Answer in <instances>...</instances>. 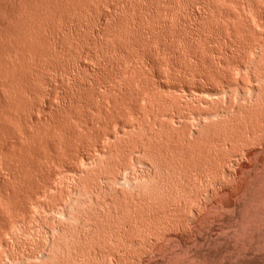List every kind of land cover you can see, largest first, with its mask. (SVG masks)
<instances>
[{
  "label": "rangeland",
  "instance_id": "1",
  "mask_svg": "<svg viewBox=\"0 0 264 264\" xmlns=\"http://www.w3.org/2000/svg\"><path fill=\"white\" fill-rule=\"evenodd\" d=\"M229 1L0 0L2 264H40L31 255L54 227L61 233L45 264H159L187 258L210 230L219 236L214 250L238 248L241 216L264 210L262 189L250 187L247 201L241 192L264 156V134L212 149L216 170L207 160L181 166L172 138L223 140L222 128L243 124L255 104L264 125V89H248L258 86L250 75H261L264 60L242 58L250 45L264 48V19L256 22L264 0ZM242 2L250 4L238 12L245 19ZM202 3L212 10L201 11ZM153 116L174 129L154 126ZM80 153L84 161L73 160Z\"/></svg>",
  "mask_w": 264,
  "mask_h": 264
},
{
  "label": "bare ground",
  "instance_id": "2",
  "mask_svg": "<svg viewBox=\"0 0 264 264\" xmlns=\"http://www.w3.org/2000/svg\"><path fill=\"white\" fill-rule=\"evenodd\" d=\"M227 1V0H226ZM229 1V0H228ZM230 2V1H229ZM238 2V1H237ZM240 2V1H239ZM245 2V1H244ZM247 2V1H246ZM248 2H249V0H248ZM231 3H232V1H231ZM24 4V3H23ZM199 4V3H198ZM203 4V3H202ZM233 4H235L234 2H233ZM242 4V6L238 9V8H236V9H238L239 11H237V13L239 12V13H242V10H241V8L243 7V6H245L246 4L244 3V5H243V2L242 3H240V4H238V5H241ZM192 5V4H191ZM194 5V4H193ZM237 5V6H238ZM248 6L250 5V4H247ZM247 5L245 6V7H247ZM236 6V5H235ZM236 6V7H237ZM201 7V6H200ZM251 7V6H250ZM249 7V8H250ZM195 8V7H194ZM254 8V7H253ZM203 9V10H202ZM242 9H244V8H242ZM196 10V9H195ZM210 10H212L211 9V7H210V5L209 4H203L202 5V7H201V11H205V13H206V11L207 12H209ZM244 10H247V8L246 9H244ZM257 10V9H256ZM258 11V10H257ZM191 12V11H190ZM200 12V11H199ZM216 12V11H215ZM255 12V11H254ZM229 13V12H228ZM227 13V14H228ZM238 13V14H239ZM249 13V12H248ZM259 13H261V12H259ZM149 14V13H148ZM197 14H198V12H197ZM202 14V13H201ZM208 14V13H207ZM226 14V13H225ZM232 14V13H231ZM246 13H244V11H243V14L242 15H240V17H242L243 15H245ZM256 14V13H255ZM236 15V14H235ZM239 15H236L238 18H240L239 17ZM258 15V12H257V14H256V17H257V19H256V22H257V20H258V22H257V24H261L263 21H259V20H263L264 18H263V16L261 17V14H260V16H257ZM264 15V14H263ZM146 16V15H145ZM199 16V15H198ZM228 16V17H227ZM226 16V18H233V20L232 21H234V16H231L230 14L229 15H227ZM151 17H153V16H151ZM218 17V16H217ZM244 17H246V16H244ZM244 17H242V18H244ZM237 18V19H238ZM241 18V19H242ZM236 19V18H235ZM245 19V18H244ZM200 20V19H199ZM223 20V19H222ZM243 20V19H242ZM241 20V22H243L244 23V20L242 21ZM99 21V20H98ZM224 21V20H223ZM238 20H236V21H234V22H237ZM240 21V20H239ZM240 22V23H241ZM99 23V22H98ZM232 23V22H231ZM238 23V22H237ZM228 24V23H227ZM239 24V23H238ZM238 24H236V26H238ZM249 24V23H248ZM264 24V23H263ZM235 26V25H234ZM228 27V26H227ZM239 27V26H238ZM260 27H261V25H260ZM195 28V27H194ZM230 29H232V28H230ZM241 29V28H240ZM239 29V30H240ZM197 31H199V30H197ZM233 31H234V29H233ZM7 32V31H6ZM237 32V31H236ZM101 33V32H100ZM4 34V33H3ZM149 34V33H148ZM232 34H234V32H232ZM264 34V33H263ZM1 36V35H0ZM5 36V35H4ZM261 38V37H260ZM230 40V39H229ZM228 40V41H229ZM261 40V39H260ZM230 43V42H229ZM235 43V42H234ZM233 43V44H234ZM261 43V42H260ZM259 43V44H260ZM232 44V43H231ZM230 44V45H231ZM262 44H264L263 42H262ZM241 45H242V43H241ZM243 45H247V44H243ZM261 45V44H260ZM233 46V45H232ZM232 46H230V48L232 47ZM234 46H235V44H234ZM238 46V45H237ZM240 46V45H239ZM238 46V47H239ZM248 46H249V44H248ZM251 47H252V45H250ZM249 46V47H250ZM254 46V45H253ZM236 47V46H235ZM247 47V46H246ZM245 48V47H243V48H245V49H247L248 50V52L247 51H244V49H243V52H245V53H243L244 54V56L242 55V58H244V60L246 59V56L248 57V54L246 55V53H250L251 55H254V56H257L259 59H263L264 60V50H262V52H259V53H255L254 51L255 50H258L259 48H261L262 47V49H264L263 48V46H259L258 45V49H255L254 51H253V47L252 48ZM254 48H255V46H254ZM225 50V49H224ZM240 50V49H239ZM235 51V50H234ZM259 51H261V50H259ZM258 52V51H257ZM2 53V52H1ZM230 53H231V51H230ZM242 53V52H241ZM225 54V53H224ZM233 54V53H232ZM2 55V54H1ZM227 55V54H226ZM4 56V55H3ZM188 56H189V54H188ZM192 56V55H191ZM195 56V55H194ZM193 56V57H194ZM222 56V55H221ZM228 56V55H227ZM223 57L225 58V55H223ZM240 57H241V55H240ZM253 57V56H252ZM188 58V57H187ZM186 58V59H187ZM191 59H189V60H191L192 61V57H190ZM195 58H197V56L195 57ZM195 58H193L194 60H195ZM222 60H220L219 61V65H221V66H224L225 68H226V62H225V64H224V61L226 60V58H225V60L223 59V58H221ZM229 59V58H228ZM248 59H249V57H248ZM193 60V61H194ZM197 61H198V59H196ZM195 60V61H196ZM186 61V60H185ZM190 61V62H191ZM194 61V62H195ZM187 62H189V61H187ZM186 63V62H185ZM139 64H141V63H139ZM142 65H145V66H147V63L146 62H143V64ZM142 65H140V66H142ZM220 66V67H221ZM143 67V66H142ZM215 67V66H214ZM224 67H223V69L221 70L220 68H218L219 70H220V72L221 73H227L226 75H228V74H230L229 73V71L228 70H231V68L230 69H226L225 71H224ZM144 68V67H143ZM235 68V69H234ZM217 69V70H218ZM241 68L240 67H233V71L234 70H240ZM246 69V68H245ZM231 70V71H232ZM244 70V69H243ZM223 71V72H222ZM230 71V72H231ZM241 71V70H240ZM245 72V71H244ZM248 72V71H247ZM6 73V72H5ZM236 73H238V71H236ZM240 73V72H239ZM251 73V72H250ZM196 74V73H195ZM245 74V73H244ZM248 74V73H247ZM246 74V75H247ZM261 74V75H260ZM260 76L259 75H257V76H259L258 78H255V77H253L252 75H250V80L253 82V83H257L258 84V86L257 87H249L248 89L249 90H251L252 92H254V93H256L257 92V90H260V89H264V70L262 69V73L260 72ZM132 75V74H131ZM154 75H155V73H154ZM154 75H152L153 77H154ZM226 75H224V76H226ZM237 75V74H236ZM249 75V74H248ZM8 76V75H7ZM7 76H5V77H7ZM196 76H197V74H196ZM199 76V75H198ZM195 77V76H194ZM202 77H204V76H202ZM201 77V78H202ZM227 77V76H226ZM249 77V76H248ZM198 78H200V76L198 77ZM205 78V77H204ZM203 78V79H204ZM206 79V78H205ZM249 79V78H248ZM200 81V80H199ZM207 81V80H206ZM9 83V82H8ZM5 85V84H4ZM238 85H239V87H242V82H238ZM256 85V84H255ZM167 87H169V86H167ZM166 87V88H167ZM3 88V87H2ZM159 88H160V86H159ZM161 88H162V86H161ZM171 88V87H170ZM200 90V89H199ZM198 90V93L202 90H200L199 91ZM166 91H169V90H165V92ZM173 91V90H172ZM175 91V90H174ZM177 91V90H176ZM171 91H169V93H170ZM184 91L182 90V93H183ZM204 92V91H203ZM172 93V92H171ZM175 93V92H174ZM201 93V92H200ZM184 94H185V92H184ZM208 94V93H207ZM173 95V94H172ZM3 97V96H2ZM1 100V99H0ZM167 100H164V103L166 104L167 102H166ZM264 103V102H263ZM1 105V104H0ZM258 104H255L254 106H252L251 105V107H247V109L243 112L244 113V115L246 116V117H248V118H246V120H245V122L242 124L241 122V124H239L240 126H237L235 129H233V128H225V126L223 125V123H221L220 125H218V128H219V126H221V125H223L222 127L224 128H222V130H223V132H225V135H224V138H223V140H216V139H211V141H209V142H207V143H203V144H200V143H198V140H199V138L196 136V134H194V133H190L189 132V134H187V133H183V134H181V135H176V136H174L173 135V140L177 143V145H178V147H179V149L181 150V152H183V154H182V156H185L184 158H185V162L184 163H182V164H180L181 166L183 165H185L187 162H192V163H196V164H198L199 163V165H202L201 163H202V161H208V162H212V164L214 165V170H216V165L218 166V161L216 160V162L214 161H211L212 159H211V156H212V154H211V151H212V149L213 150H215L214 148H216V150H217V148L218 149H225L226 151H227V149L228 150H230V148H237V146H238V144L240 143V145H241V143H243V142H251L252 140H256V138L259 136L258 134H260L261 133V135H263L264 134V125H259V124H257L256 123V120L258 119L257 118V116H256V113H257V111H259L258 109H257V111L256 110H254V109H252V107L253 108H255V106H257ZM261 105H262V103H261ZM259 106V105H258ZM257 106V107H258ZM262 106H264V105H262ZM261 106V107H262ZM259 108V107H258ZM252 109V110H251ZM262 110V109H261ZM260 110V111H261ZM154 117V116H153ZM197 117V121L198 122H200V119H201V117H202V115H197L196 116ZM169 118H172V117H169ZM154 119V120H153ZM254 120V123H252V121ZM159 120L160 119H158L157 117H154V118H152V122L154 121V123H152L154 126H159L160 127V129H169V128H171V130L172 129H174L173 127H172V124L170 125V124H160V123H158L159 122ZM168 121H170L171 122V119L170 120H168ZM173 121V120H172ZM261 121H264V120H261ZM140 123V122H139ZM139 123L136 125V126H133V128H131L130 130H136L138 127H140L139 126ZM172 123V122H171ZM229 123V122H228ZM227 123V124H228ZM159 124V125H158ZM225 124H226V122H225ZM170 125V126H169ZM123 126L124 125H122V128H120L121 130L120 131H122L123 130ZM138 126V127H137ZM228 126V125H227ZM137 127V128H136ZM158 127V128H159ZM230 127H231V125H230ZM127 128V127H126ZM126 128H124V130L126 131L127 129ZM157 128V127H156ZM217 128V127H216ZM211 129H213L212 127H211ZM123 130V131H124ZM119 131V130H118ZM213 131V130H212ZM237 131H239V132H237ZM217 133V132H216ZM115 134V133H114ZM118 134H120V132H116V135H118ZM224 134V133H223ZM115 135V136H116ZM216 135H218V134H216ZM103 136H105L104 134H102V138L101 137H99V138H101V139H103ZM108 136V135H107ZM223 136V135H222ZM109 137V136H108ZM256 137V138H255ZM263 137H264V135H263ZM107 138V137H106ZM105 138V139H106ZM218 138V137H217ZM221 138V137H220ZM259 138H261V136H259ZM258 138V139H259ZM108 139V138H107ZM219 139V138H218ZM264 139V138H263ZM100 140V139H99ZM260 145V144H259ZM263 146V145H262ZM264 148V147H263ZM231 149V150H232ZM242 152H243V150H241ZM240 151V152H241ZM262 151H264V150H262ZM262 151H261V153H262ZM213 152V151H212ZM242 152H241V154H242ZM256 153V152H255ZM254 153V155L251 153V155L252 156H250V153H249V156H248V154H247V157H253V156H256V154ZM260 153V154H261ZM259 156H260V154L259 153H257ZM257 155V156H258ZM262 155H263V153H262ZM260 156L259 158L260 159H256L257 161H259V163H257V164H259V165H257L256 166V164L254 163V165L256 166V172L254 171L255 169H253V167L251 166V169H253L252 171H254L255 173H254V177H252L249 181H247V184L245 183L244 184V187H242V193H244V200L245 201H247L246 200V197H249L250 195L248 194V192H249V190L251 189L250 187H255V188H253V189H255V190H261L262 189V191H263V193H264V176H262L261 177V181L260 182H258V179H257V177H258V173H260V174H262V175H264V156ZM73 156V155H72ZM76 156V155H75ZM75 156L73 157V158H75ZM242 156H244L243 154H242ZM256 156V157H257ZM85 157L86 156H84L82 153H80L79 155H77L76 156V158L75 159H73V160H75V161H84V159H85ZM246 157V158H247ZM256 157H254V159L252 158V160H248L249 162L250 161H252V163H253V160H255V158ZM220 158V157H219ZM245 158V157H244ZM258 158V157H257ZM216 159V158H215ZM214 159V160H215ZM251 159V158H250ZM174 160V159H173ZM52 161V160H51ZM223 161V160H222ZM203 162V163H204ZM255 162V161H254ZM215 163V164H214ZM224 163V162H223ZM252 163L250 162L249 164L250 165H252ZM207 164V163H206ZM209 164V163H208ZM207 164V165H208ZM222 164V163H221ZM248 164V166H250ZM212 165V166H213ZM247 166V167H248ZM245 168H246V166H245ZM249 169H250V167H248ZM255 168V167H254ZM209 170H212V169H209ZM213 170V171H214ZM69 171V170H68ZM208 171V170H207ZM219 171V170H218ZM242 171V170H241ZM250 171V170H249ZM252 171H250V172H252ZM16 172V171H15ZM185 172V171H184ZM68 173H71V176H76L77 175V172L75 171V170H70V172H68ZM188 173V172H187ZM215 173H219V172H217V171H215ZM244 173V172H243ZM242 173V174H243ZM247 173H248V170H247ZM204 174H205V172H204ZM219 174H223V173H219ZM241 174V173H240ZM16 175V174H15ZM198 175V174H197ZM248 175V174H247ZM223 176H224V174H223ZM229 176V175H228ZM52 177V176H51ZM53 177H54V174H53ZM77 177V176H76ZM201 177V176H200ZM199 177V178H200ZM11 178V177H10ZM205 178V177H204ZM203 178V179H204ZM12 179H13V177H12ZM202 179V180H203ZM15 180V179H14ZM201 180V179H200ZM201 180V181H202ZM245 180V179H244ZM244 182V181H243ZM131 181H124V185L125 186H131ZM241 184V183H240ZM243 186V185H242ZM241 188V187H240ZM247 189H248V191H247ZM99 190H101V185L99 184L98 185V188H96L94 191H92V193H94V194H97L98 193V191ZM45 191H47L46 189H45ZM240 191V190H239ZM122 195L124 196V193H122ZM241 196H243V194L241 195ZM131 198V197H130ZM130 198H129V202L131 203V200H132V198H131V200H130ZM258 200H261L260 198H257ZM135 200V199H134ZM136 201V200H135ZM134 201V202H135ZM244 201V202H245ZM133 202V203H134ZM243 202V204L242 205H240L239 206V204H238V208H242V207H245V209H246V205H248V202L247 203H244ZM129 203V204H130ZM133 203H132V206H137V205H133ZM138 203V202H137ZM227 203V204H226ZM225 204V206L224 207H231V204H229V202H226ZM139 204V203H138ZM219 204V203H218ZM241 204V203H240ZM131 205V204H130ZM220 205H221V203H220ZM219 205V207H223V205L222 206H220ZM235 206V207H236ZM248 207V206H247ZM217 208H218V206H217ZM49 211H51V212H57V213H59L60 215H64V210H59V208H51ZM60 211V212H59ZM238 217H239V215H238ZM241 227H242V230L243 231H240L241 233H240V235H241V237H242V240H241V244L238 246V248H234V251H233V249H232V251H218V250H214V249H216V247L218 248V246H219V239H217L218 237H216L217 235H219V234H217V233H215L217 230H214V229H212V231H213V233H215V234H217L215 237L216 238H214V236L212 235V232H208V235L206 236V238H202V240H200L201 241V244L200 245H197L196 246V248L194 249L193 248V252H188V253H190V254H186V255H190L189 257L187 256V258L185 257V255H180V256H176V255H174V256H171L170 255V257H166V258H164V259H162V261L159 263V264H264V210H262V211H259V212H255V213H251L250 215H248V214H246V215H244V216H241ZM221 228V227H220ZM219 231V230H218ZM217 231V232H218ZM61 233V230H60V228H56V227H54V228H52V230H51V232H49L48 233V238L46 239V241H45V244L43 245V247H41L36 253H32V255H31V257L32 258H30V259H32V260H35L36 262H38V263H40V264H45L49 259H50V256L48 255V253L51 251V249L55 246L54 244V242L55 241H58V236H59V234ZM209 233H211V234H209ZM212 235V236H211ZM57 239V240H56ZM204 239V240H203ZM198 241V240H197ZM184 242V241H183ZM195 243V242H194ZM193 243V244H194ZM197 243V242H196ZM54 245V246H53ZM53 246V247H52ZM215 247V248H214ZM51 248V249H50ZM52 254H53V251H52ZM224 254H226V255H224ZM30 256V255H29ZM181 257V260L179 259ZM182 258H184V259H182ZM54 261V257H52V259H51V261ZM52 261V262H53ZM2 263H4V262H2L1 261V259H0V264H2ZM50 264H51V262H50Z\"/></svg>",
  "mask_w": 264,
  "mask_h": 264
}]
</instances>
